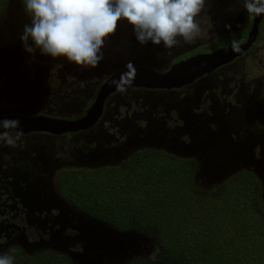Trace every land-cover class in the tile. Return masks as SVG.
<instances>
[{"label":"flooded vegetation","instance_id":"1","mask_svg":"<svg viewBox=\"0 0 264 264\" xmlns=\"http://www.w3.org/2000/svg\"><path fill=\"white\" fill-rule=\"evenodd\" d=\"M243 5L244 0H205L197 17L200 35L192 42L178 38L171 49L141 45L132 26L121 20L105 41L98 66L82 68L39 50L34 56L26 52L21 36L31 17L23 0H5L0 10V120L18 119L19 128L11 134L20 131L22 137L15 148L0 143V254L14 257V264L44 253L69 257L75 244L67 249L63 244L81 237L75 228L96 221L85 219L87 214L64 193V178L106 170L112 160L139 153L135 148L195 161L198 171L199 159L214 158L217 177L227 157L254 158L247 163L243 158L244 167L237 164V171L250 172V164L262 162L264 119L242 121L243 137L239 125L228 135V128L218 124L221 119L212 116L216 109L224 115L264 113V14L249 15ZM222 49L229 50V61L218 67L196 61ZM136 51L137 59L132 58ZM184 63L191 64L182 86H132L133 71L159 76ZM154 93L172 94L179 102L159 98L154 103L149 98ZM154 134L165 140L163 146H153ZM243 139L248 146L239 144ZM204 141L215 149L188 153Z\"/></svg>","mask_w":264,"mask_h":264},{"label":"trees","instance_id":"2","mask_svg":"<svg viewBox=\"0 0 264 264\" xmlns=\"http://www.w3.org/2000/svg\"><path fill=\"white\" fill-rule=\"evenodd\" d=\"M0 2L1 10L5 0ZM132 158L135 159L127 164V170L113 171L121 173L106 176L107 170H102L94 174L98 176L88 187L93 192L83 191L77 198L71 191L73 182L86 176L64 178L65 188L69 190L67 195L84 213L121 230L137 229L144 233L151 230L157 237L159 253L155 260L149 256L131 260L129 264H264V258H251L253 250L264 245V200L261 184L253 173L243 171L204 192L195 181L198 171L195 161L144 152ZM106 183L107 187L103 186ZM103 198L109 200H104L101 216L98 200ZM212 218L218 223L205 229L203 240L197 237V231L182 229L186 225L197 226L198 222L204 224ZM166 221L171 222V227L165 232L151 228L152 222ZM219 230L223 241L213 235L214 242H209L212 233ZM247 242L251 246L243 248L241 244ZM42 260L49 264H73L70 257L47 253L29 262L42 264Z\"/></svg>","mask_w":264,"mask_h":264},{"label":"clouds","instance_id":"3","mask_svg":"<svg viewBox=\"0 0 264 264\" xmlns=\"http://www.w3.org/2000/svg\"><path fill=\"white\" fill-rule=\"evenodd\" d=\"M23 4L32 21L21 36L26 52L34 56L39 50L44 56L95 68L103 59L105 41L121 20L132 26L141 45L151 42L171 49L178 38L192 42L201 33L197 17L205 0H23ZM243 6L249 15L264 14V0H244ZM232 47L239 50L238 42L233 40ZM19 125L18 119L0 120V143L17 147L22 132H11ZM158 253L154 249L150 258L155 260ZM0 264H14V257L0 254Z\"/></svg>","mask_w":264,"mask_h":264},{"label":"rangeland","instance_id":"4","mask_svg":"<svg viewBox=\"0 0 264 264\" xmlns=\"http://www.w3.org/2000/svg\"><path fill=\"white\" fill-rule=\"evenodd\" d=\"M13 1H16V0H13ZM138 57H140V53H139V51H136L134 53V55L132 56V58L137 59ZM155 96H158V97H155ZM259 97L262 98L261 96H259ZM137 98L140 100L139 97H137ZM149 98L152 99V101H154V103H156V101L159 98L162 100V102H165V99H166V100L169 101V103H172V104H175V105H177V103L179 102L177 99H175V96L172 95V94H165L164 95V94H160V93H157V94L154 93ZM249 98L250 97H248L247 100ZM121 102L125 103V104H128L127 101H121ZM259 102H262V100H259ZM217 108H218V105H217ZM170 113H172V112H170ZM170 113H167L166 115H168ZM213 113L214 114H212V116H218V119H221L220 122H225V123H227V120L230 123L231 122L236 123V122H240V121L242 122L244 120H247V122H249L250 118H252L254 116H255L254 118H258V120L261 119V118L264 119V113H260V114L256 115V113H254L252 111L249 114H246L244 116H243V114H241L238 111L237 112H233V113H231L229 115H224L225 111L223 109H221V110L216 109V110H214ZM145 115H143V116H145ZM132 119H133V116H132ZM168 124H169V122H168ZM205 124L207 126H209V122L207 120H205ZM242 129H243V127L240 126L239 130H238V133H239V135H242L244 137L243 134H244L245 131H242ZM151 141L154 142L153 146L155 144H160V143H161V146H163L164 145L163 142H165V140H161V137H156V134L152 135ZM239 144L240 145H244V146H248L247 145L248 141L246 139H243V140H241L239 142ZM139 149L140 148H135L134 150H135V152L136 151L137 152L140 151V152H144V153H150V154H153V155H157V154L161 153V152H155V148H151L148 151L139 150ZM235 149L236 148L233 147L230 150H235ZM57 150L59 151L60 149L57 148ZM230 150H228V152H230ZM241 158H244V163H247V162H249L251 160H254V158H252L251 154L243 156ZM134 159L135 158H129V159L124 160V161H122L121 159L120 160H112L107 165L108 167H105V169L107 170L105 175L107 176V174L121 173V172H113L115 170H117V171L122 170V169H126L127 170V164L129 162H132V160H134ZM254 165H255V167L258 166L259 165V160L256 159ZM249 166L251 168L248 171H250V173L254 174V172H252V171H254L255 167H253L252 164H250ZM238 167H244V164L242 162H240V163H238ZM261 169H262V166L259 167V171L260 172H261ZM102 170L103 169L99 170L97 173L102 172ZM242 172L243 171H236L234 173V175L231 176L230 178H228L226 181H228L229 179L241 174ZM78 175L81 176V174H78ZM100 175L104 176L103 174H100ZM85 176H86V179H82L80 177V178L77 179V181L73 182V187H72L71 191H72V194L75 195L74 196L75 198L79 197L83 191L87 192V193H92L93 192V190L88 188V187H90L95 182V180H96L95 176H98V175H85ZM91 176H94V177H91ZM106 176L103 179L104 181L107 178ZM108 176H111V175H108ZM257 179H258V177H257ZM199 181L201 182V180H199ZM258 181L261 184V189H262L261 192H264V187L262 185V181L260 179H258ZM100 186H101V184H100ZM103 186L107 187V183H106V185H103ZM197 186L201 189V191H204V192L211 191L214 188H216L214 186L206 187V185L204 183L203 184L202 183H197ZM140 187L144 188V189L146 188V186H144V185H141ZM102 189L104 190L105 188L103 187ZM108 190H110V188H108ZM63 191L67 195L69 190H67L65 188V189H63ZM68 195H69V193H68ZM70 199H72V198H70ZM152 199L154 200L155 197H152ZM104 200H109V199L108 198H106V199L103 198V200L102 199L98 200V202L101 203L100 204V213H99V215H101V216H102V212H103V202H104ZM143 200L144 199H142L141 202H144ZM85 214H87V213H85ZM84 217H85V219L93 218L97 223H99V226H101V228L104 227L105 228V233H104L105 236L104 237H106L107 239H109L112 236V234L115 237H118V238L120 236L124 237V239L122 238L123 241L121 240L122 242L120 243V245L124 246V248L121 247L122 249H120V246H119L118 249H117V247L115 245L114 246L112 245L111 248L105 249L103 257L101 256V250H99L100 253H95V251L92 248V245H90L89 242H87L88 244L85 243V245H86V249L85 250L82 247L83 243H80V242L75 243L74 247H71L70 249H68L69 251L77 250V252H80V253L86 255L87 258L92 260V262L90 261L92 264H99V263L100 264H129L130 261L134 260V259L143 260V259L148 258L150 256V254L154 251V249H156V246H158L157 237L153 234V232L151 230L149 232H147V233H144L143 230H137V229L121 230L118 227H115V226H113L111 224L105 223L104 220H101V222H100L97 219L98 217L96 218V217H93L92 215H88V214H87V216H84ZM203 222H205V221H203ZM217 223L218 222L215 221L212 218V219L207 220L204 224L201 223V225H199V222H198L197 226L186 225V226H182V229H184L186 231H197L198 232V236L197 237H199L200 240H203V237H204V234H205V229L213 227ZM168 227H171V222L170 221H166L164 223H161V222L160 223L159 222H157V223H155V222L153 223L152 222L151 223V228H153V229H155L157 231H160V232H165V231L169 230ZM213 235H216V236L219 237L218 241H223L222 232L219 230V231H216V234L212 233L209 242H214L212 240V236ZM105 244H107V243H105ZM95 245H97V244H95ZM241 245H242L243 248H249L251 246V243L247 242V243H244V244H241ZM210 246H213V245H210ZM113 250L115 251V254L111 255ZM108 254H110L112 257L107 256ZM251 258L254 259V260H260V259L264 258V245L263 244L258 245L253 250V252L251 254ZM41 262H42V264H49L46 260H42ZM27 264H30V262H28Z\"/></svg>","mask_w":264,"mask_h":264},{"label":"water","instance_id":"5","mask_svg":"<svg viewBox=\"0 0 264 264\" xmlns=\"http://www.w3.org/2000/svg\"><path fill=\"white\" fill-rule=\"evenodd\" d=\"M249 45V44H248ZM234 50V49H233ZM228 49H222L214 54L209 55L208 57L202 58V59H197L196 61L198 63H200L201 67L204 64H211L212 67H218L219 65H221L222 63H225L227 61H229V58H227L228 55ZM237 51V50H235ZM206 61V62H205ZM191 63H184L182 65L176 66L174 67L169 73L165 74V75H153V74H145V73H140L137 71H133L132 74V86H146V85H151L153 87H160L164 86L166 87V85H164L163 83L168 84H174V86H182L183 84V80H182V74L183 72L185 73V70L189 67L188 65ZM197 65V64H196ZM194 66L192 68L197 69V66ZM210 65V66H211ZM204 72L201 70L200 73H197V75L195 77H198L199 74H203ZM186 75V73H185ZM171 79H174L175 83L170 82ZM168 84V85H169ZM163 87V88H164ZM171 87V86H169ZM220 118V117H219ZM227 120V119H226ZM220 121V120H219ZM204 125L207 126L205 124V120H203ZM219 126L221 125L224 128H228L225 133L230 135V132L233 131L234 132V128L239 125H242V122H229L227 120V123L225 122H218ZM244 128V127H243ZM1 131H3V129H1ZM232 132V133H233ZM231 133V134H232ZM209 134L206 133L205 136H208ZM207 141H204L202 143H200L199 145H194L190 151L188 152L189 154H192L196 151H211L214 150L215 147L213 146L212 143L206 144ZM178 156L181 157H185L188 154H185V152H178L177 153ZM229 155V154H228ZM243 161V158H225V166L226 168L224 169V172L220 173L219 177H217L216 173L214 172V170L216 171L218 168V165L216 164V161L214 158H203V159H199V171L196 173L195 175V181L197 183H204L206 185V187L208 186H217L219 184H222L223 182H225L228 178H230L231 176L234 175V173L237 171L236 166L239 162ZM262 164V165H261ZM262 166L261 172L259 171V167ZM248 170H250V167L248 166ZM254 174L258 177V179H260L262 181V185L264 187V158L262 159V162L259 163L258 166H256L254 168ZM217 177V178H216ZM201 180V182L199 181ZM262 198L264 200V192H262ZM77 220H81V219H77ZM76 221V220H74ZM78 229V231L81 234L80 236L77 237H73L72 239H69L67 243H64V247L65 249L69 248V243L70 245H72V242L75 243H83L82 247L84 248V250L86 249V244H88L87 242H89L90 245H92L93 250L95 251V253H100L99 250H101V256L103 257L104 251L107 248H111V246L115 245L118 249V247L120 246V249H122L121 247L124 248V246H121L120 243L123 241L122 238L124 239L123 236L115 237L113 234L112 236L107 239L105 236V228H101V226H99V223L97 222H90L88 223V225H84L82 228H75ZM109 240V241H108ZM122 240V241H121ZM107 243V244H105ZM97 244V245H95ZM69 257L72 260L73 264H92V260L87 258L86 255L80 253V252H76V251H69ZM115 251H112L111 255H114ZM110 254H108L107 256L112 257ZM91 261V262H90ZM100 264V263H99Z\"/></svg>","mask_w":264,"mask_h":264}]
</instances>
